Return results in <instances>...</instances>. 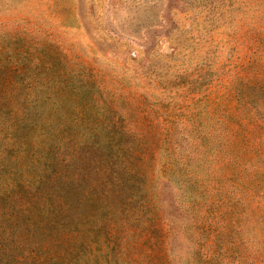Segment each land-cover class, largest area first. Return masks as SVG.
I'll use <instances>...</instances> for the list:
<instances>
[{"label":"rangeland","instance_id":"rangeland-1","mask_svg":"<svg viewBox=\"0 0 264 264\" xmlns=\"http://www.w3.org/2000/svg\"><path fill=\"white\" fill-rule=\"evenodd\" d=\"M0 264H264V0H0Z\"/></svg>","mask_w":264,"mask_h":264}]
</instances>
